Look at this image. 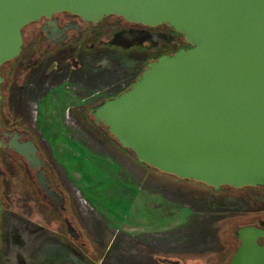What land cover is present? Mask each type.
<instances>
[{"label": "flooded vegetation", "instance_id": "af4514ba", "mask_svg": "<svg viewBox=\"0 0 264 264\" xmlns=\"http://www.w3.org/2000/svg\"><path fill=\"white\" fill-rule=\"evenodd\" d=\"M21 36L20 53L0 69V264H77L78 257L91 263L97 254L87 255L84 241L105 237L93 238L83 224L74 179L52 157L49 102L70 104L66 121L79 130L104 128L92 115L99 104L127 90L148 63L190 45L166 25L145 26L115 15L86 21L68 12L26 25ZM192 184L196 192L188 193L189 207L204 216L199 220L212 232L207 241L218 244L199 256H212L209 264H229L242 241L239 230L264 232V187L215 190ZM255 241L263 247L264 234Z\"/></svg>", "mask_w": 264, "mask_h": 264}, {"label": "water", "instance_id": "95a60500", "mask_svg": "<svg viewBox=\"0 0 264 264\" xmlns=\"http://www.w3.org/2000/svg\"><path fill=\"white\" fill-rule=\"evenodd\" d=\"M61 12L166 25L190 45L92 111L137 162L215 190L264 187V0H0V69L26 25ZM263 234L239 230L229 264H264Z\"/></svg>", "mask_w": 264, "mask_h": 264}, {"label": "rangeland", "instance_id": "374dc122", "mask_svg": "<svg viewBox=\"0 0 264 264\" xmlns=\"http://www.w3.org/2000/svg\"><path fill=\"white\" fill-rule=\"evenodd\" d=\"M49 104L52 157L74 179L83 224L93 238L105 237L84 241L87 255L96 252L97 260L78 257L77 264H209L212 256L199 255L217 250L218 244L207 241L212 232L199 220L204 216L189 207L188 193L196 186L139 167L106 129L79 130L66 121L70 104ZM65 126L70 129L62 130ZM112 236L118 241H110ZM104 254L108 259H102Z\"/></svg>", "mask_w": 264, "mask_h": 264}]
</instances>
